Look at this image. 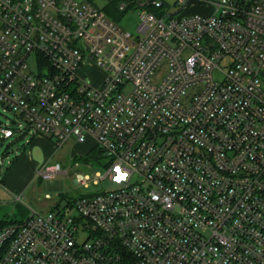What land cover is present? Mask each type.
<instances>
[{
  "label": "built area",
  "instance_id": "obj_1",
  "mask_svg": "<svg viewBox=\"0 0 264 264\" xmlns=\"http://www.w3.org/2000/svg\"><path fill=\"white\" fill-rule=\"evenodd\" d=\"M129 4L136 34L90 0H0V134L92 138L115 184L0 226V264H264V0Z\"/></svg>",
  "mask_w": 264,
  "mask_h": 264
},
{
  "label": "rangeland",
  "instance_id": "obj_2",
  "mask_svg": "<svg viewBox=\"0 0 264 264\" xmlns=\"http://www.w3.org/2000/svg\"><path fill=\"white\" fill-rule=\"evenodd\" d=\"M90 1L102 10L112 2V0ZM167 1L174 4L178 0ZM178 7L176 5L174 9ZM185 10L210 12L211 7L202 4H190ZM139 22L140 10L135 7L124 12L119 19V25L133 34L137 33ZM166 65V60H163L153 75V81H158L165 74ZM89 72L92 74L94 70L90 69ZM94 75L96 79L99 77L97 73ZM194 92V88L187 90L183 97L184 103H188ZM19 120L15 112L0 103V125L16 128ZM26 137L13 135L3 138L0 134V221L25 220L34 211L76 213L72 204L77 197L115 188V184L110 179L101 178V175L105 173L110 157L108 155L96 156L94 154V142L89 138L86 142L81 143L77 142L74 137H70L59 147L55 145L50 151L42 145L34 146L31 152L35 167L34 176L23 189H18L16 186L11 187V189L4 180V171L10 165L11 159L27 147ZM57 163L60 165L59 171L46 177L36 175L37 170H44ZM79 173L87 177L86 185L77 181Z\"/></svg>",
  "mask_w": 264,
  "mask_h": 264
},
{
  "label": "crops",
  "instance_id": "obj_3",
  "mask_svg": "<svg viewBox=\"0 0 264 264\" xmlns=\"http://www.w3.org/2000/svg\"><path fill=\"white\" fill-rule=\"evenodd\" d=\"M85 63L89 71L90 69L94 70V72H92L93 75L94 73H97L99 77L101 76L102 74L101 70L94 65L92 60L87 59L85 60ZM98 78L96 80H98ZM15 135L20 136L19 134H15ZM21 137L25 138L26 135L24 136L21 135ZM89 140L93 141L92 138H89ZM26 143H27V147L24 149V151L16 155L15 156L16 158L14 157L15 162L14 161L12 162L13 159H11L10 168L4 171L5 173L4 180L7 182V185L10 188L16 186V188L18 189H23L26 183L34 176L35 167L33 166L34 163L32 162V154H31L34 146L42 145L48 151H50L55 146L54 139L42 133H37L33 136L28 135V137H26Z\"/></svg>",
  "mask_w": 264,
  "mask_h": 264
},
{
  "label": "trees",
  "instance_id": "obj_4",
  "mask_svg": "<svg viewBox=\"0 0 264 264\" xmlns=\"http://www.w3.org/2000/svg\"><path fill=\"white\" fill-rule=\"evenodd\" d=\"M129 1L132 0H112V2H110V4L104 9V11L111 19L115 20L116 22H119L120 16H122L124 12H126L130 8H134V6H132L131 4L128 5L129 6L128 8L125 9L120 8L121 3L129 2ZM94 154L96 156H105L104 152L98 146H94ZM15 158H13L12 162L14 161ZM10 166L11 165H9L5 170H8ZM9 222H13V221H5V220L0 221V226H3Z\"/></svg>",
  "mask_w": 264,
  "mask_h": 264
},
{
  "label": "bare ground",
  "instance_id": "obj_5",
  "mask_svg": "<svg viewBox=\"0 0 264 264\" xmlns=\"http://www.w3.org/2000/svg\"><path fill=\"white\" fill-rule=\"evenodd\" d=\"M96 79V78H95Z\"/></svg>",
  "mask_w": 264,
  "mask_h": 264
}]
</instances>
